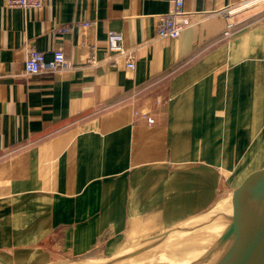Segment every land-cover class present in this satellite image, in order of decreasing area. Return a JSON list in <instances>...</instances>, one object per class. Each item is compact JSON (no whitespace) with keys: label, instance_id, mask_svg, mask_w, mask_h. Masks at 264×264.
<instances>
[{"label":"crops","instance_id":"1","mask_svg":"<svg viewBox=\"0 0 264 264\" xmlns=\"http://www.w3.org/2000/svg\"><path fill=\"white\" fill-rule=\"evenodd\" d=\"M253 1L185 0L175 39L157 35L170 0H0L1 257L115 256L204 217L264 166ZM110 30L135 69L109 50ZM32 49H62L69 66L27 74Z\"/></svg>","mask_w":264,"mask_h":264},{"label":"water","instance_id":"2","mask_svg":"<svg viewBox=\"0 0 264 264\" xmlns=\"http://www.w3.org/2000/svg\"><path fill=\"white\" fill-rule=\"evenodd\" d=\"M253 186V187H252ZM251 187V194L255 196H264V166L258 168L255 172L250 174L236 190L233 201L236 211L231 222V226L212 244L210 249L201 254L189 264H195L200 260L207 259L213 256L216 252V247L222 244L232 246L230 253L226 256L224 261L220 264H264V218H262V226L257 227V219L250 209L239 206L237 197L241 196L247 188ZM243 197V195H242ZM260 224V225H261ZM165 239L149 242L141 247L131 251L129 256H134L151 250L162 244ZM123 253V252H122ZM122 253L109 258H75L69 259L68 262L85 261L98 262L103 261L105 264H114L121 261L127 255ZM0 264H15L10 260L0 256Z\"/></svg>","mask_w":264,"mask_h":264},{"label":"bare ground","instance_id":"3","mask_svg":"<svg viewBox=\"0 0 264 264\" xmlns=\"http://www.w3.org/2000/svg\"><path fill=\"white\" fill-rule=\"evenodd\" d=\"M253 187V186H252ZM251 187L247 188L244 192H242L241 196L237 197L239 206L242 205L244 208H249L250 211L255 215L257 221V227L262 226V218H264V196H255L251 195ZM243 195V197H242ZM211 213L213 217V223H209L210 219H206L203 222L200 220V223L196 224H185L169 233L166 236H161V239H166L164 242L169 240L170 237L175 236H183L181 239L182 241L177 242L175 245H171V248L174 249H193L189 250L188 252L192 251L195 253L194 257L191 259V255L187 253V257L182 255L181 259L182 264H189L193 261V259L197 258L209 246L217 240L226 230L231 226V222L234 216V212L236 211L235 204L232 197L227 198L223 202H221ZM228 217V221H227ZM215 219V220H214ZM264 220V219H263ZM225 221V222H224ZM261 221V223H260ZM210 225L209 228L205 230H201L199 232H195V228L199 227V225ZM261 224V225H260ZM201 226V225H200ZM157 238L153 241L160 240ZM157 248V247H156ZM232 246L227 244H222L221 246L216 247V252L213 256L208 257L207 259L200 260L195 264H220L221 261L226 259V256L230 253ZM146 252V251H145ZM144 253V252H143ZM142 254V253H141ZM126 261V260H125ZM122 261V262H125ZM69 264H105L103 261L98 262H85V261H76Z\"/></svg>","mask_w":264,"mask_h":264},{"label":"built area","instance_id":"4","mask_svg":"<svg viewBox=\"0 0 264 264\" xmlns=\"http://www.w3.org/2000/svg\"><path fill=\"white\" fill-rule=\"evenodd\" d=\"M171 9L159 16L157 25V35L159 37L179 38L182 31L190 23V15L185 11V0H170ZM9 6H20L29 8H39L43 5V0H7ZM90 23H86L89 25ZM234 23L229 22L225 31V36L232 33ZM60 31L65 32L69 26H61ZM123 35L115 30L108 33V48L115 54H123L126 57V67L135 69L136 62L132 52L124 46ZM69 66L65 52L62 49H56L52 59H47L44 52L32 49L25 61V72L27 74H37L41 72H54L65 69Z\"/></svg>","mask_w":264,"mask_h":264},{"label":"rangeland","instance_id":"5","mask_svg":"<svg viewBox=\"0 0 264 264\" xmlns=\"http://www.w3.org/2000/svg\"><path fill=\"white\" fill-rule=\"evenodd\" d=\"M249 6L263 9L264 8L263 7L264 6V0H254L253 2L250 3ZM253 172H255V171H253ZM253 172L248 173L246 178L250 174H252ZM246 178H243V180L241 182L244 183ZM241 184H238L235 188H231V190H229L227 192L226 199L229 198V197L233 198L236 190H238V188L240 187ZM212 212H214V211L211 210L204 217L198 218L197 220L195 219V220L190 221V222H188L186 224H191L192 225V224L200 223V220L203 222L204 220H206V219L209 220L210 218L211 219H210L209 223L212 224L213 223V221H212L213 217L211 216ZM228 220L229 219L227 217V221ZM200 225H199V227L195 228V232H199L201 230H205V229L209 228V226H210L209 224L208 225H203V226H202V224H200ZM164 236H166V234ZM182 237L183 236L170 237L169 240H167L166 242H163L162 244L157 246V248H153V249L148 250V251L146 250V252H144L142 254L140 253V254H137V255H134V256H129L128 254H130L131 251H133L136 248L141 247V246L130 248L128 250H125L122 253L123 255H127V256L125 258H123L121 261L119 260V261L115 262L114 264H182V260H180L182 255L185 254V256L187 257V253H188V255L190 254L192 256L191 259L195 255V253H192V251H190V253L188 252L189 250H193V249H189L188 250V249H174V248H171L170 244L171 245L172 244L173 245L177 244V242L183 240V239H181ZM146 244H149V242H147ZM143 245H145V244H143ZM210 247L211 246H209L207 248V250H205L203 253L207 252L210 249ZM186 250H187V253H186ZM195 259H193V260H195ZM122 261H125V262H122ZM53 264H69V262H68V260H65V261L56 262V263H53Z\"/></svg>","mask_w":264,"mask_h":264}]
</instances>
